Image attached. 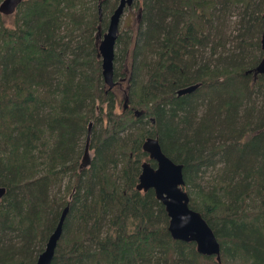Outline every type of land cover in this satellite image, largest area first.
<instances>
[{"label":"trees","instance_id":"trees-1","mask_svg":"<svg viewBox=\"0 0 264 264\" xmlns=\"http://www.w3.org/2000/svg\"><path fill=\"white\" fill-rule=\"evenodd\" d=\"M118 2L27 0L10 25L0 14V264H36L65 207L51 264H264V76L246 74L262 57L264 0H136V27L115 44L122 97L97 49ZM154 136L183 165L220 263L174 241L153 190L135 189Z\"/></svg>","mask_w":264,"mask_h":264},{"label":"water","instance_id":"water-1","mask_svg":"<svg viewBox=\"0 0 264 264\" xmlns=\"http://www.w3.org/2000/svg\"><path fill=\"white\" fill-rule=\"evenodd\" d=\"M27 0H3L0 3V14L11 16L15 13L18 6ZM136 0H119L118 5L108 20L106 33L103 34L98 43V57L100 58V68L103 82L107 89L111 91L117 86L114 81V52L115 44L119 34V24L125 9L130 8ZM260 48L262 57L253 70L246 74L254 76H264V19L263 29L260 38ZM199 84L191 85L180 89L177 96L192 94L199 88ZM127 98L124 101V110L127 109ZM143 111H134V116L139 118ZM92 122L88 124V131L84 149V159H89V142L92 129ZM142 151L147 154L149 161L155 164L144 162L141 164V172L135 189L138 192L146 193L153 190L155 198L160 202L168 217L167 231L174 241L193 243L199 255L205 257H215L220 263V245L212 229L200 215V213L189 207L190 197L184 190L185 182L183 179V165L171 161L161 150L157 136L148 137L143 145ZM6 189L0 187V200L5 196ZM69 208L65 207L59 218L57 226L49 236L45 248L39 254L36 264H51L58 241L62 235L64 221L67 217Z\"/></svg>","mask_w":264,"mask_h":264},{"label":"rangeland","instance_id":"rangeland-1","mask_svg":"<svg viewBox=\"0 0 264 264\" xmlns=\"http://www.w3.org/2000/svg\"><path fill=\"white\" fill-rule=\"evenodd\" d=\"M5 23L7 25H10V23L12 22V16L8 17V18H5L4 19ZM236 22H237V17H236V14H232L231 16H229V19H228V22H227V27H226V30H225V34L227 36H229L230 34L232 36H234L236 34V31H235V26H236ZM136 27V9L133 7V5L130 7V8H127L125 9L122 17H121V20H120V24H119V36L122 37V40L125 39L124 37V31L128 30V28H135ZM106 30L107 28L104 30V31H101L102 34L99 38V40H101L103 34L106 33ZM232 46V44H230V47ZM123 50L122 46L120 47H115V52L114 54L117 56V58H119L118 60H123V57H121V53L120 51ZM256 54L258 55L259 53L256 52ZM121 70H123V67H121ZM140 79L145 82L146 81V78L144 76L143 73L140 74ZM126 88V84L123 83V86L121 87H117V89L115 90L116 94L119 96V97H122V94H123V90H125ZM92 123H94L93 121H91ZM105 122L103 123V126H104ZM102 127V124H98L96 126L97 130H100ZM84 140L85 138H83L81 140V149H83V146H84ZM90 155H92V152L90 151ZM218 169L219 168H215V169H208L204 172V174L201 175L200 179L198 181H196L197 184L201 185L203 188H206L208 187L212 182L213 180L216 178V175L218 173ZM69 179L66 178L64 180V185H66L68 183ZM190 192H193V189L190 187ZM43 250L45 248V244H43Z\"/></svg>","mask_w":264,"mask_h":264},{"label":"flooded vegetation","instance_id":"flooded-vegetation-1","mask_svg":"<svg viewBox=\"0 0 264 264\" xmlns=\"http://www.w3.org/2000/svg\"><path fill=\"white\" fill-rule=\"evenodd\" d=\"M21 5V4H20ZM19 7V6H18ZM17 10V9H16ZM117 85H119L118 83H117ZM117 87V86H116ZM119 87H121V86H119ZM89 158H90V155H89ZM89 161V159L87 160V159H84V157H83V161Z\"/></svg>","mask_w":264,"mask_h":264}]
</instances>
